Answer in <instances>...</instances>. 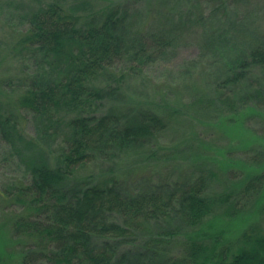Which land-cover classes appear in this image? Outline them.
Instances as JSON below:
<instances>
[{
	"label": "trees",
	"instance_id": "1",
	"mask_svg": "<svg viewBox=\"0 0 264 264\" xmlns=\"http://www.w3.org/2000/svg\"><path fill=\"white\" fill-rule=\"evenodd\" d=\"M33 1L0 0V11H23L27 24L13 33L5 59L39 55L47 67L44 81L24 78L13 100L0 78V138L27 173L0 188L2 201L20 207L0 223V264L14 254L20 264H264L262 159L217 171L198 155L180 182L137 193L123 191L115 176H78L97 155L144 147L169 126L181 108L129 102L133 74L193 30L207 44L221 40L233 2L247 0ZM204 1L218 9L198 14ZM242 28L247 47L238 54L244 39L237 42L212 97L195 98L187 109L264 105V31ZM18 110L32 113L37 136L25 132ZM55 139L59 147L51 150ZM222 174L229 185L215 190ZM252 194L261 208L255 217L241 203ZM140 236L143 248L128 247Z\"/></svg>",
	"mask_w": 264,
	"mask_h": 264
},
{
	"label": "rangeland",
	"instance_id": "2",
	"mask_svg": "<svg viewBox=\"0 0 264 264\" xmlns=\"http://www.w3.org/2000/svg\"><path fill=\"white\" fill-rule=\"evenodd\" d=\"M37 1L41 0H34L33 3L37 4ZM232 6L231 17L224 18L220 23L222 31L218 33H223L221 40L216 37L215 41L207 44L203 40L206 36L199 29L193 30L177 44L156 51L154 60L148 66H143V71L133 74L127 88L129 102H139L141 106L164 107L169 104L181 108L169 126L144 147L131 149L115 158L97 155L78 176L92 180L115 176L123 191L126 189L137 193L155 188L166 190L168 182H180L179 179L189 176L193 166L188 163L198 155L209 156L211 164L208 166L216 164L217 171H220L223 163L235 166L239 161L250 164L254 157L264 160L263 104L260 108L253 106L236 110L217 104L206 111H200L198 107L187 109L186 105L195 98L212 97L216 84L224 77L222 72L227 62L236 55L237 42L244 39L238 54L248 45L244 36L239 34L243 24L264 31V0H247L243 5L233 2ZM236 6L238 9H235ZM213 8L218 9L213 2L204 1L195 11L198 14L204 12L207 16ZM23 17V11L15 16L10 7L0 11V78L6 79L7 88L4 89L9 96L15 94V90L18 92L20 87L17 86L24 78H30V74L36 75L37 81H44L47 77L45 60L39 55H13V58L5 59V49L9 48L15 37L13 33L27 28ZM127 68L131 69L129 64ZM10 83H14L13 87ZM10 98L13 100L12 96ZM18 112L25 120V132L37 136L32 113L25 110ZM55 141L49 145V149H58L59 139ZM9 149L10 145L0 138V188L10 181L27 180L25 168ZM241 165L244 168L245 164ZM227 178L226 174H222L219 181L214 183V189L228 186ZM257 197V194L246 195L241 201L244 211L254 217L261 212L256 205ZM2 200L0 223L13 218L20 211V207ZM143 242L144 238L140 236L127 245L136 244L143 248ZM7 264H20L19 255L14 254Z\"/></svg>",
	"mask_w": 264,
	"mask_h": 264
}]
</instances>
